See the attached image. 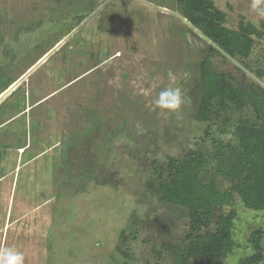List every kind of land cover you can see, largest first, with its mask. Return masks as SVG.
<instances>
[{"label": "rangeland", "instance_id": "1", "mask_svg": "<svg viewBox=\"0 0 264 264\" xmlns=\"http://www.w3.org/2000/svg\"><path fill=\"white\" fill-rule=\"evenodd\" d=\"M212 1L228 27L244 19L262 33L240 59L264 83V20L253 22L251 0ZM155 6L179 12L175 0H0V94L78 28L0 101V249L19 250L24 264H176L190 219L155 188L169 159L204 151V180L233 189L213 138L236 143V124L255 113L248 104L195 119L209 45ZM213 63L234 83L257 82L230 58ZM167 86L185 94L178 114L152 104ZM234 195L221 209L236 211V246L223 264L256 253L253 231L264 245V210Z\"/></svg>", "mask_w": 264, "mask_h": 264}, {"label": "trees", "instance_id": "2", "mask_svg": "<svg viewBox=\"0 0 264 264\" xmlns=\"http://www.w3.org/2000/svg\"><path fill=\"white\" fill-rule=\"evenodd\" d=\"M175 2L178 13L186 19L182 20L209 45L199 63L201 99L195 119L209 121L212 115L219 114V110L242 109L248 104L256 117L254 121L241 120L236 124V143L213 138L219 155L218 171L223 177L236 181L232 190L221 189L214 177L204 180L202 170L209 160L200 150H191L184 157H171L167 163V176H162L155 187L162 200L189 212L187 244L175 253V263L188 264L193 257L197 258L198 264H223L236 246L233 236L236 211L232 209L226 213L221 209L233 204L234 192L238 191L248 208L264 210V85L261 72H258L259 80L254 86L234 83L227 73L215 69L213 57L236 59L245 74L250 75L246 70L253 74L251 67L240 58L251 56L254 35L262 33L255 24L244 19L237 28L228 27L225 12L212 0ZM95 9L93 7L91 11ZM262 239L261 230L252 232L251 241L256 253L241 264H256L264 259Z\"/></svg>", "mask_w": 264, "mask_h": 264}, {"label": "clouds", "instance_id": "3", "mask_svg": "<svg viewBox=\"0 0 264 264\" xmlns=\"http://www.w3.org/2000/svg\"><path fill=\"white\" fill-rule=\"evenodd\" d=\"M251 11L255 14L254 23L264 20V0H251ZM169 79L174 82L172 73H169ZM145 95L147 90H142ZM186 103V97L180 87L167 86L159 91L152 100L155 108L170 113H179L181 106ZM25 256L15 248L0 249V264H24Z\"/></svg>", "mask_w": 264, "mask_h": 264}, {"label": "water", "instance_id": "4", "mask_svg": "<svg viewBox=\"0 0 264 264\" xmlns=\"http://www.w3.org/2000/svg\"><path fill=\"white\" fill-rule=\"evenodd\" d=\"M147 3V1H144ZM149 4V3H148ZM157 7V6H155ZM101 8V6L96 9L95 12H93L91 14V16H93L99 9ZM160 10H164V11H168L170 13H174L176 15H178L181 19H183L184 21H186V19L181 16L179 13L174 12L172 10L163 8V7H157ZM78 28L74 29L67 37H65L64 39H62L58 44H56L46 55H44L39 61H37L34 66H32L24 75H22L17 81H15L10 87H8V89H6L3 93L0 94V101H2L11 91H13L18 85H20L26 77H28V75L35 70L42 62H44L51 54L54 53V51H56L58 48H60L65 42L66 40L71 36V34H73ZM196 30V29H195ZM231 60H233L235 63H237L238 65H240L235 59L231 58ZM251 76H253L254 78H256L252 73H250L248 70H246ZM257 79V78H256ZM259 80V79H257ZM263 85L264 83L261 82Z\"/></svg>", "mask_w": 264, "mask_h": 264}, {"label": "flooded vegetation", "instance_id": "5", "mask_svg": "<svg viewBox=\"0 0 264 264\" xmlns=\"http://www.w3.org/2000/svg\"><path fill=\"white\" fill-rule=\"evenodd\" d=\"M23 75H24V74H23ZM21 76H22V75H21ZM18 79H19V78H18ZM18 79H17V80H18Z\"/></svg>", "mask_w": 264, "mask_h": 264}]
</instances>
